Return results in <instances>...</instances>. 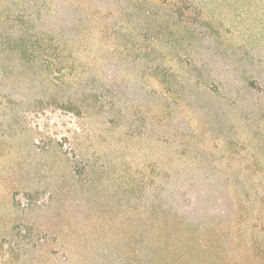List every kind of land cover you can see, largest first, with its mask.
Wrapping results in <instances>:
<instances>
[{
  "label": "rangeland",
  "instance_id": "rangeland-1",
  "mask_svg": "<svg viewBox=\"0 0 264 264\" xmlns=\"http://www.w3.org/2000/svg\"><path fill=\"white\" fill-rule=\"evenodd\" d=\"M189 1L0 0V242L54 188L40 264H264V0Z\"/></svg>",
  "mask_w": 264,
  "mask_h": 264
},
{
  "label": "trees",
  "instance_id": "trees-1",
  "mask_svg": "<svg viewBox=\"0 0 264 264\" xmlns=\"http://www.w3.org/2000/svg\"><path fill=\"white\" fill-rule=\"evenodd\" d=\"M150 4L155 9L156 13H165L166 16L171 18H177L178 22L184 27H192L199 25V15L198 9L189 0H149ZM191 14V17H186ZM23 55L28 51L27 44L25 40L21 43ZM38 53H43L41 50H36ZM41 72L50 70L49 65H40ZM37 105H41L38 101ZM43 105V104H42ZM58 108L61 110L72 113L77 118H83L81 106L78 103L77 98H65L58 100ZM44 145V144H43ZM42 145V146H43ZM33 144L34 150L36 152L42 151L43 147ZM59 147V156L62 162L65 164V168H68V176L72 181V184L76 186L77 180L75 178L79 174L80 164L74 160L76 156L70 155L69 152L63 150L62 145L56 143ZM56 189L49 191L46 198L43 200L39 198L38 188H27L23 201H16L15 195H10L11 200V212L10 215L19 214L20 219L18 220L16 226H12L11 233L17 235L14 238L12 234H8L7 237L10 239L3 240L0 242V264H40L38 261V255L44 249H47L48 236L46 235L44 229L38 227L35 229L32 223V213L35 210H43L45 212L52 211L55 208L57 200L55 199ZM20 235V236H19ZM151 246L153 247L151 251L150 258H146V263L142 264H162L161 259V238H151ZM155 243V245H154ZM185 259V256H182ZM66 259V258H65ZM134 259V258H133ZM183 260V259H182ZM134 260H131L130 264H133ZM129 264V263H126Z\"/></svg>",
  "mask_w": 264,
  "mask_h": 264
}]
</instances>
